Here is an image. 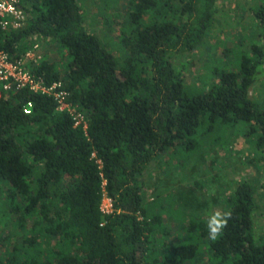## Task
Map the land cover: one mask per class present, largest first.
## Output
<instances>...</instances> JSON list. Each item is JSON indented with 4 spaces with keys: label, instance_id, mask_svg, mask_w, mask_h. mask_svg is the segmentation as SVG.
Returning a JSON list of instances; mask_svg holds the SVG:
<instances>
[{
    "label": "trees",
    "instance_id": "trees-1",
    "mask_svg": "<svg viewBox=\"0 0 264 264\" xmlns=\"http://www.w3.org/2000/svg\"><path fill=\"white\" fill-rule=\"evenodd\" d=\"M123 1L120 59L86 30L78 0H21L25 27L0 36L12 61L33 38L51 44L56 52L31 72L44 86L61 82L86 124L75 125L51 94L0 86V264H264V233L254 228L264 107L252 95L264 67V0L252 9L259 41L239 53L237 69L214 68L216 80L195 92L171 58L203 43L216 0ZM242 137L263 153L249 159L262 192L243 180L221 195L231 218L217 240L208 239L210 213L176 196L148 210L139 176L152 161L170 150L177 158L226 151Z\"/></svg>",
    "mask_w": 264,
    "mask_h": 264
},
{
    "label": "rangeland",
    "instance_id": "rangeland-1",
    "mask_svg": "<svg viewBox=\"0 0 264 264\" xmlns=\"http://www.w3.org/2000/svg\"><path fill=\"white\" fill-rule=\"evenodd\" d=\"M257 1L216 0L214 22L203 43L193 50L172 55L174 68L182 74L191 92L208 89L216 80L214 68L237 69L239 53H248L250 43L259 41L258 28L252 14ZM124 2L78 0L86 30L95 34L101 44L119 59L123 53L121 35L126 28ZM36 42L40 46L39 61L46 52L48 56L56 52L51 44L48 45L41 38H33L26 49ZM252 95L264 107V67L257 69ZM170 151L152 161L139 176L148 210L150 207L154 210L151 202L155 200H161L165 206H169L173 196L190 209L205 210L208 213L221 210V195L232 191L243 180L254 181L259 193L262 192L257 182L260 170L249 159L261 158L263 153L250 144L247 138L242 137L237 143L231 142L226 151L214 146L202 147L186 158H177ZM110 201L104 193L101 205L105 212L111 210ZM1 203L0 214L3 209ZM175 224L168 223V226L174 227ZM254 228L256 236L264 233V197L258 199Z\"/></svg>",
    "mask_w": 264,
    "mask_h": 264
},
{
    "label": "built area",
    "instance_id": "built-area-1",
    "mask_svg": "<svg viewBox=\"0 0 264 264\" xmlns=\"http://www.w3.org/2000/svg\"><path fill=\"white\" fill-rule=\"evenodd\" d=\"M28 19L27 12L21 5V0H0V36L6 31H17L25 27ZM39 43H34L17 60H10L8 52L0 47V86L7 91L13 88H29L30 90H41L54 96L58 102V110H68L72 115L75 125L84 124L81 114L75 113L68 102L65 101L66 91L62 89L61 82H54L50 86H44L39 80H35L31 65L39 61ZM31 103L24 106V111L30 113ZM111 203V201H110ZM112 207V206H111ZM102 213L105 212L101 205ZM112 209V208H111ZM111 211V210H110Z\"/></svg>",
    "mask_w": 264,
    "mask_h": 264
},
{
    "label": "clouds",
    "instance_id": "clouds-1",
    "mask_svg": "<svg viewBox=\"0 0 264 264\" xmlns=\"http://www.w3.org/2000/svg\"><path fill=\"white\" fill-rule=\"evenodd\" d=\"M230 218V210L221 211L216 209L211 211L207 219L208 239L212 241L217 240L227 226Z\"/></svg>",
    "mask_w": 264,
    "mask_h": 264
}]
</instances>
